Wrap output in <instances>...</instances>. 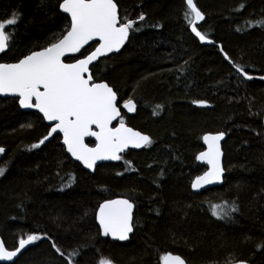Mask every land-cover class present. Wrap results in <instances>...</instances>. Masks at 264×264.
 <instances>
[{
    "label": "trees",
    "instance_id": "obj_1",
    "mask_svg": "<svg viewBox=\"0 0 264 264\" xmlns=\"http://www.w3.org/2000/svg\"><path fill=\"white\" fill-rule=\"evenodd\" d=\"M62 1L0 0V19L20 15L6 29L11 41L0 61H17L64 35L70 19L60 11ZM115 1L121 20H138L134 28L140 30L131 31L121 52L100 59L93 75L121 100L135 101L127 122L153 143L89 173L58 137L31 148L48 126L16 99L0 98V168H6L0 176V234L10 245L27 234L44 237L15 264H70L73 249L80 250L76 264H99L101 258L162 264L168 252L188 264L229 258L264 264V80H248L234 66L264 75V25L256 23L264 21V0H195L206 15L200 30L217 45H204L191 32L185 0ZM207 132L227 135L225 181L196 193L191 185L206 168L197 154ZM118 195L136 204L135 232L124 243L104 238L95 216L102 201ZM223 201L237 208L231 219L212 215L210 205Z\"/></svg>",
    "mask_w": 264,
    "mask_h": 264
},
{
    "label": "snow or ice",
    "instance_id": "obj_2",
    "mask_svg": "<svg viewBox=\"0 0 264 264\" xmlns=\"http://www.w3.org/2000/svg\"><path fill=\"white\" fill-rule=\"evenodd\" d=\"M186 8L183 12L191 32L201 42L212 43L208 36L197 28V23L204 20V13L195 0H185ZM59 8L71 17L70 29L55 42L49 43L40 51H32L23 56L16 63H0V93L12 94L19 98V105L23 108H35L48 121H54L55 126L38 143L31 148H39L58 130L63 133L67 151L77 160L89 168L94 169L97 161L122 159L120 153L129 147L150 146L153 141L139 132L126 128L121 117L119 127H111L112 122L121 116L118 105V94L107 82H97L90 70V65L98 57L119 49L128 40L130 31L134 28L135 20H121L118 5L115 0H63ZM20 15L10 14L0 19V53L9 48L11 35L10 27L19 23ZM140 21L145 16H139ZM264 25V21H256ZM99 38V47L83 59L74 63H65L64 57L68 53L79 52L89 41ZM221 52L223 48L221 47ZM227 60V53H224ZM187 63V61H185ZM238 72L251 80L243 66L234 65ZM183 70V69H181ZM264 79V77H261ZM199 105H207L206 100L193 101ZM123 107L135 111L136 105L132 99L124 102ZM157 105V110L162 109ZM95 126L98 130H93ZM88 136L96 137L98 143L95 148H89L84 139ZM225 133H208L203 136L208 150L201 152L197 159L206 161L210 165L208 171L197 176L191 187L202 188L206 184L222 180L224 168L221 164L222 152L220 141ZM5 149L0 147V153ZM130 163V162H128ZM6 168H0L3 176ZM71 179H74L71 178ZM70 187L71 183L65 185ZM212 215L221 220L231 219L237 211L236 206L228 201L210 205ZM134 204L128 199L105 200L99 205L98 220L104 236L111 235L114 239L126 241L133 232ZM44 239L39 234H27L18 239V246L9 250L3 239H0V260L13 261L21 250L36 241ZM53 248L61 256L64 253L53 242ZM79 249H73L69 254L70 264H76ZM162 264H186L179 255L166 253L161 257ZM99 264H114L109 258H101ZM239 264H246L240 261Z\"/></svg>",
    "mask_w": 264,
    "mask_h": 264
},
{
    "label": "flooded vegetation",
    "instance_id": "obj_3",
    "mask_svg": "<svg viewBox=\"0 0 264 264\" xmlns=\"http://www.w3.org/2000/svg\"><path fill=\"white\" fill-rule=\"evenodd\" d=\"M63 2V1H62ZM61 2V3H62ZM116 2V1H115ZM117 3V2H116ZM118 5V4H117ZM118 7H119V5H118ZM201 10V9H200ZM60 11H61V9H60ZM202 11V10H201ZM62 12V11H61ZM203 12V11H202ZM63 13V12H62ZM204 13V12H203ZM65 14V13H64ZM119 14H120V7H119ZM68 16V15H67ZM69 17V16H68ZM120 17H121V15H120ZM204 20L203 21H200L198 24H197V28H198V30L199 31H201L200 30V26L203 24V22L205 21V19H206V15L204 14ZM69 19H70V17H69ZM70 21H71V19H70ZM136 22L138 21V20H135ZM69 29H70V27H69ZM68 29V30H69ZM67 30V31H68ZM202 32V31H201ZM67 32H65L64 33V35L66 34ZM203 33V32H202ZM130 34H131V31H130ZM130 34H129V37H130ZM205 34V33H204ZM195 36V35H194ZM197 38V37H196ZM198 39V38H197ZM208 39H210L209 38V36H208ZM129 40V39H128ZM199 40V39H198ZM200 41V40H199ZM128 42V41H127ZM126 42V43H127ZM201 42V41H200ZM202 43V42H201ZM93 44H95V46L93 47V49H91L85 56H87L89 53H91L95 48H96V46L98 45V42H95V43H93ZM93 44H91V45H89L88 47H90V46H92ZM203 44V43H202ZM204 45H206V44H204ZM208 45V44H207ZM214 45H217L215 42H214ZM88 47H86V48H88ZM85 48V49H86ZM42 49V48H41ZM41 49H38V50H34V51H40ZM85 49H83V50H85ZM8 50V49H7ZM6 50V51H7ZM82 50V51H83ZM5 51V52H6ZM81 51V52H82ZM81 52H79V53H81ZM4 53V52H3ZM2 53V54H3ZM31 53V52H30ZM30 53H28V54H30ZM78 53V54H79ZM27 54V55H28ZM78 54H76V55H78ZM114 54H117V53H114ZM1 55V54H0ZM76 55H74V56H76ZM74 56H69V57H67V58H65V61L66 62H74V61H76L77 59H81V58H84L85 56H83V57H80V58H77V59H75V60H67L68 58H70V57H74ZM108 57V56H107ZM23 58V57H22ZM22 58H20V59H22ZM105 58V57H104ZM102 59V58H101ZM16 62H18V60L17 61H14V62H5V61H0V63H16ZM95 65V64H94ZM93 65V66H94ZM92 66V67H93ZM92 67H91V71H92ZM92 75H93V71H92ZM93 77H94V75H93ZM95 78V77H94ZM97 82H102V81H97ZM105 82H107V81H105ZM108 83V82H107ZM109 84V83H108ZM110 85V84H109ZM110 86H112V85H110ZM113 87V86H112ZM114 88V87H113ZM115 90V89H114ZM118 94V93H117ZM0 98H2V99H6V98H14V99H16V101H17V104H18V106L23 110V111H25V112H35V113H38L42 118H43V120H44V123L48 126V132H47V134L51 131V127H53L55 124H49V123H47L46 122V120H45V118L43 117V114L41 113V112H39V110L38 109H35V108H23V107H21L20 105H19V98L18 97H16V96H9V97H0ZM126 100H128V99H125V100H121L120 98H119V95H118V107L120 108V112H121V116L120 117H118V119H117V121H115L113 124H112V127L113 128H115V127H117V126H119V123H120V119H121V117L123 118V121H124V124H127L128 126H130V127H132V128H134V129H137V128H135V127H133L132 125H130L128 122H127V118H126V115H134L135 114V112H136V110H137V105H136V103H135V101H134V103H135V105H136V108H135V111H133L132 113L131 112H129V110L128 109H126V108H124L123 107V104H124V102L126 101ZM126 114V115H125ZM264 120V119H263ZM137 130H139V129H137ZM139 131H141V130H139ZM142 133H144V134H146V135H148L149 136V134H147V133H145V132H143V131H141ZM208 133V132H207ZM213 133H215V132H213ZM46 134V135H47ZM55 137H58L59 138V140H60V144L63 146V148H64V150L66 151V153L70 156V158L72 159V160H74L72 157H71V155L68 153V151H67V149H66V147L63 145V143H62V139H63V136H62V134L61 133H54L53 135H51L50 137H49V139L47 140V141H45V143L43 144V145H46V144H48L49 142H51ZM150 137V136H149ZM227 138V137H226ZM86 143L87 144H89V145H92V146H94V145H96V141H93V139L91 138V137H89V138H87L86 139ZM203 144H204V141H203ZM43 145H41V146H43ZM144 147H146V146H142V147H140V148H137V149H135V148H127V149H125L123 152H121L120 153V155H121V157L123 156V154L124 153H126V152H128L130 149L131 150H140V149H143ZM204 150V149H203ZM202 150V151H203ZM223 150H224V144H223ZM200 153V152H199ZM198 153V154H199ZM1 154V153H0ZM198 154H197V156H198ZM122 160V159H121ZM121 160H119V161H111V162H105V163H118V162H120ZM224 160H225V152H224ZM75 161V160H74ZM76 162V161H75ZM197 162H198V160H197ZM78 163V162H77ZM199 163V162H198ZM80 164V163H79ZM101 164H104V163H101ZM200 164V163H199ZM100 165V164H99ZM99 165H97L96 166V169H97V167L99 166ZM200 165H202V166H205L206 168H205V170L200 174V175H202L203 173H205L206 172V170L208 169V167H207V165H204V164H200ZM96 169H95V171H96ZM86 170V169H85ZM224 170H225V175H226V169H225V162H224ZM94 171V172H95ZM93 172V173H94ZM90 173V172H89ZM200 175H198V176H200ZM225 175H224V180H223V183H224V181H225ZM195 179V178H194ZM194 181V180H193ZM193 183V182H192ZM222 183V184H223ZM221 186V185H220ZM215 187H219V186H215ZM211 188H214V187H211ZM208 189H210V188H208ZM208 189H205V190H203V191H206V190H208ZM192 190H193V188H192ZM194 191V190H193ZM203 191H201V192H203ZM194 192H196V191H194ZM201 192H196V193H201ZM118 198H122V199H128V200H130L133 204H134V212H133V225H134V229H133V232L130 234V236H129V239L128 240H126V241H120V240H117V239H114V238H111L110 236H104L103 234H102V231H101V229H100V227H99V225H98V222H97V212H98V209H99V206L97 207V209H96V211H95V216H96V223H97V225H98V227H99V229H100V232H101V235L104 237V238H109L110 240H112V241H116V242H122V243H124V242H128L129 240H131V237L134 235V232H135V212H136V204H135V202L134 201H132L131 199H129L128 197H125V196H114L113 198H108L107 200H109V199H111V200H114V199H118ZM105 201V200H104ZM104 201H102L100 204H102V203H104ZM99 204V205H100ZM0 237L4 240V238H3V236L0 234ZM4 242H5V246L9 249V250H13L15 247H17L18 246V242H16L14 245H10V244H8L5 240H4ZM32 246V244L31 245H28V247L26 248V249H24V251L13 261V262H10V263H8V262H1L0 261V264H15L21 257H22V255L30 248ZM169 253V252H168ZM170 253H172V254H174V255H179V256H181L185 261H186V264H188V262H187V260L181 255V254H179V253H173V252H170ZM227 262H225V261H223L222 263H205V264H233V263H235V262H239V261H245V262H248L247 260H244V259H241V260H236V259H234V260H231V258H229V259H227L226 260ZM249 264H251L250 262H248Z\"/></svg>",
    "mask_w": 264,
    "mask_h": 264
},
{
    "label": "water",
    "instance_id": "obj_4",
    "mask_svg": "<svg viewBox=\"0 0 264 264\" xmlns=\"http://www.w3.org/2000/svg\"><path fill=\"white\" fill-rule=\"evenodd\" d=\"M118 10H119V7H118ZM61 11L63 12V10L61 9ZM63 13H65V12H63ZM66 15H68L69 17H70V15L68 14V13H65ZM70 19H71V17H70ZM200 22V21H199ZM198 22V23H199ZM197 23V24H198ZM67 34V33H66ZM65 34V35H66ZM129 39V38H128ZM210 40V39H209ZM128 41V40H127ZM126 41V42H127ZM211 41V40H210ZM95 42H98V45L96 46V48L97 47H99V38L97 37V38H94L93 40H91V41H89L88 42V44H86L79 52H81L83 49H85L86 47H88L89 45H91V44H93V43H95ZM126 42L124 43V45L119 49V51H112V52H109V53H106L105 55H102V56H100V57H98L96 60H94L93 62H92V64L89 66L90 67V70H91V67L94 65V64H96L101 58H104V57H107V56H110L111 54H114V53H119V52H121L122 51V49L124 48V46H125V44H126ZM203 44H208V45H213L214 44V42L212 41V43H209V42H207V41H205V42H202ZM219 47L221 48V45H219ZM95 48V49H96ZM95 49L93 50V51H95ZM92 51V52H93ZM79 52H77V53H68V54H66L65 55V57H64V62L65 63H74V62H66L65 61V58H67V57H69V56H74V55H76V54H78ZM91 52V53H92ZM91 53H89L88 55H90ZM0 54H2V53H0ZM86 57V56H85ZM84 57V58H85ZM81 59H83V58H81ZM92 72V71H91ZM249 76H251V77H253L251 80H253V79H258V80H264V79H261V77H264V75H250V74H248ZM247 79V78H246ZM249 80V79H248ZM102 82H105V81H102ZM110 86V85H109ZM112 87V86H111ZM113 88V87H112ZM113 90H114V88H113ZM115 91V90H114ZM9 96H13L12 94H4V93H0V97H9ZM17 97V96H16ZM129 112H133V111H129ZM121 113V112H120ZM117 119H118V117H117ZM117 119L116 120H114L113 122H112V124L115 122V121H117ZM46 120V119H45ZM46 122L47 123H49V124H55L56 122H54V121H48V120H46ZM125 125V127L126 128H130V129H132L134 132H139V133H141V134H143V135H146V134H144V133H142L141 131H139V130H137V129H134V128H132V127H130V126H128L127 124H124ZM55 126V125H54ZM53 126V127H54ZM111 127H112V125H111ZM117 127H119V126H117ZM93 130L95 131V130H98V129H96L95 128V126H93ZM56 133H61L62 134V136H63V133L62 132H60L59 130L56 132ZM208 133H212V134H217V133H219V132H215V133H213V132H208ZM208 133H205L204 135H206V134H208ZM54 134V133H53ZM52 134V135H53ZM203 135V136H204ZM148 136V135H147ZM89 137H91L92 139H93V141H96V144L98 143V141H97V139H96V137H94V136H88V137H85V139H84V143L89 147V148H95L96 147V145H94V146H92V145H89V144H87L86 143V139L87 138H89ZM226 137H227V135L225 134V136H224V139L223 140H221L220 141V149H221V152H222V156H221V164H222V166H223V168H224V150H223V144H224V142H225V140H226ZM204 141V140H203ZM62 143H63V145L66 147V149H67V146L64 144V138L62 139ZM128 148H135V149H137V147H133V146H131V145H129V147ZM140 148V147H139ZM208 150V145L204 142V150L203 151H201V152H205V151H207ZM200 152V153H201ZM69 153V152H68ZM199 153V154H200ZM70 155H71V153H69ZM199 154H198V156H199ZM197 156V157H198ZM71 157L76 161V162H78V163H80L88 172H90V173H93L94 171H95V169H96V166L97 165H99V164H101V163H105V162H111V161H116V160H100V161H97V163H96V166H95V168L94 169H89V168H87L84 164H83V162L82 161H79V160H77L75 157H73L72 155H71ZM198 160V162L200 163V164H204V165H207V167H208V169H209V167H210V165H208L207 164V162L206 161H203V160H199V159H197ZM208 169L206 170V171H208ZM204 174V173H203ZM202 174V175H203ZM224 175H225V171H224V174H223V177H222V180L221 181H218V182H213V183H210V184H206V185H204L202 188H199V189H193L194 191H196V192H201V191H203V190H205V189H208V188H211V187H215V186H220V185H222V183H223V180H224ZM201 176V175H200ZM195 180V179H194ZM118 199H122V198H118ZM114 200H116V199H114ZM133 212H134V208H133V210H132V215H133ZM98 213H99V209H98V212H97V222H98V225H99V220H98ZM99 227H100V225H99ZM100 229H101V227H100ZM101 231H102V229H101ZM131 234V233H130ZM130 234H129V236H130ZM111 238H113L111 235H109ZM106 237V236H105ZM0 239H2L1 237H0ZM118 240V239H117ZM28 246H26V248H27ZM25 248V249H26ZM24 251V249L23 250H21V252L18 254V256L22 253ZM17 256V257H18ZM16 257V258H17ZM16 258H14V260L16 259ZM13 260V261H14ZM1 262H8V263H10V262H13V261H7V260H0ZM240 262V261H239ZM239 262H235V263H233V264H239ZM245 262V261H244ZM246 264H249L248 262H246Z\"/></svg>",
    "mask_w": 264,
    "mask_h": 264
},
{
    "label": "bare ground",
    "instance_id": "obj_5",
    "mask_svg": "<svg viewBox=\"0 0 264 264\" xmlns=\"http://www.w3.org/2000/svg\"><path fill=\"white\" fill-rule=\"evenodd\" d=\"M221 49V48H220Z\"/></svg>",
    "mask_w": 264,
    "mask_h": 264
}]
</instances>
